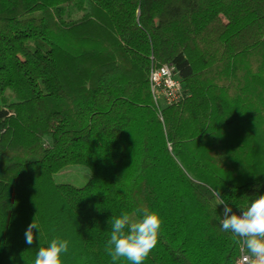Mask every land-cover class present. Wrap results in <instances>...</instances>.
<instances>
[{"label": "trees", "instance_id": "obj_1", "mask_svg": "<svg viewBox=\"0 0 264 264\" xmlns=\"http://www.w3.org/2000/svg\"><path fill=\"white\" fill-rule=\"evenodd\" d=\"M165 63L187 94L159 106ZM69 164L85 185L54 181ZM213 190L234 212L264 194V0H0V264L53 238L113 264L109 221L138 209L162 221L143 264H235Z\"/></svg>", "mask_w": 264, "mask_h": 264}, {"label": "clouds", "instance_id": "obj_2", "mask_svg": "<svg viewBox=\"0 0 264 264\" xmlns=\"http://www.w3.org/2000/svg\"><path fill=\"white\" fill-rule=\"evenodd\" d=\"M216 206L223 205L219 220L220 230L231 233L240 244L245 264H264V194H259L243 207L239 214L221 197L219 190H213ZM138 218L128 213L112 216L111 232L105 245V252L113 264L123 260L127 264H143L158 243L162 221L152 211L138 209ZM35 230V232H34ZM41 225L34 217L25 231V242L31 246L40 235ZM69 249V241L53 238L47 246H40L33 264H63L62 255Z\"/></svg>", "mask_w": 264, "mask_h": 264}, {"label": "built area", "instance_id": "obj_3", "mask_svg": "<svg viewBox=\"0 0 264 264\" xmlns=\"http://www.w3.org/2000/svg\"><path fill=\"white\" fill-rule=\"evenodd\" d=\"M149 85L152 97L159 106L176 104L187 94L175 66L171 63L152 64L149 70ZM239 214V211H237ZM241 247L235 259V264H245Z\"/></svg>", "mask_w": 264, "mask_h": 264}, {"label": "rangeland", "instance_id": "obj_4", "mask_svg": "<svg viewBox=\"0 0 264 264\" xmlns=\"http://www.w3.org/2000/svg\"><path fill=\"white\" fill-rule=\"evenodd\" d=\"M64 8H66L67 12L66 18L71 17L73 19L79 17L82 14V11L72 3ZM29 42L32 43V40H30ZM89 178L90 170L83 164H69L68 166H65V168L61 171L54 174V181H56L57 183H68L78 187L85 185ZM129 215L133 219L138 218L133 212H131Z\"/></svg>", "mask_w": 264, "mask_h": 264}]
</instances>
